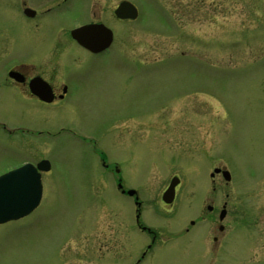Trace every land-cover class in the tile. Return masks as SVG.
<instances>
[{"label":"rangeland","instance_id":"rangeland-1","mask_svg":"<svg viewBox=\"0 0 264 264\" xmlns=\"http://www.w3.org/2000/svg\"><path fill=\"white\" fill-rule=\"evenodd\" d=\"M130 1L139 17L113 27L116 43L134 64L90 72L85 103L53 112L55 126L86 129L85 141L65 135L38 141L39 157L50 159L53 178L46 176L44 200L26 221L0 225V264H41L70 233L84 228L85 234H74L88 248L118 244L116 229L120 237L127 234L122 237L127 244L128 217L121 205L126 209L128 201L118 193L114 174L101 165L103 152L110 169L119 161L126 183L158 203L148 221L167 232L165 243H176L170 239L176 221L212 196L245 201L263 220L257 227L264 228V0ZM23 41L17 49L31 53L32 39ZM130 68L131 82L125 79ZM22 114L19 107L7 109L1 122L11 130L31 127ZM2 132L7 135H0V175L33 156L30 140ZM216 166L230 170V183L222 175L212 182ZM174 175L181 179L180 218L175 209H157ZM263 244L264 236L251 246ZM93 250L89 260L98 255ZM263 250L259 260L246 263L264 264ZM101 253L111 256L105 248Z\"/></svg>","mask_w":264,"mask_h":264},{"label":"flooded vegetation","instance_id":"flooded-vegetation-1","mask_svg":"<svg viewBox=\"0 0 264 264\" xmlns=\"http://www.w3.org/2000/svg\"><path fill=\"white\" fill-rule=\"evenodd\" d=\"M121 1L0 0V128H5L9 132L16 131V136L31 141L33 156L15 168L25 164L37 167V172L41 175L43 193L36 209L44 200L46 176L50 174L53 178L50 159L46 155L39 157L38 141L53 139L60 135L85 141L87 134L86 129L64 125L65 122L59 123L57 125L59 127L55 126L53 112L73 110L85 103L84 96L88 89L86 83L92 80L90 72L109 71L108 67L113 63L123 62L129 66L134 64V59L126 58L127 55L116 43L118 38L113 23L115 21L134 23L136 20L121 19L116 14ZM138 13H141L139 8ZM88 25L96 28L105 25L112 29L113 39L107 48L93 51L73 36V30ZM24 38L26 40L31 38L33 41L31 53L21 54L22 52L17 49L23 48L21 44L24 43ZM94 39H99V36ZM130 70L131 73L125 77L129 82L133 79L131 74L134 73L133 68ZM16 107L22 109L24 119L33 123L31 127H23L21 124L20 128L11 130L1 122L5 110L13 111ZM2 130L0 135H7ZM95 153L97 154L96 149ZM99 154L102 155L101 158ZM98 156L101 165L109 174L112 173L116 177L113 181L116 182L118 193L128 201L125 203L126 209L121 205L128 217L127 244H123L122 238L127 237V234L124 233L120 237L121 230L116 229L113 232V239L118 244L102 245L99 242L98 245L91 246L95 250L92 252H97L98 255H94L96 259L89 260L88 258L92 256L89 255L91 247L88 248L85 239L80 237L87 230L78 229L67 236L57 251L48 252L49 255L41 264H247L246 262L259 260L257 255L264 248V244L255 249L251 245L257 237L264 236V228L257 227L263 220L258 216L254 217L248 211L245 201L233 203V198L227 195L201 198L195 204V213L192 215L186 213L180 222L176 221L174 225L177 230L174 236L170 237L176 243L168 244L165 243L166 231L160 230L162 226L148 221L153 215L150 210L154 206L156 208L158 203L148 202L142 197L140 188L126 183L119 161H114L110 169L107 154L98 153ZM43 160L49 161L48 170L39 169L38 164ZM15 168H9L3 173ZM220 175L222 174L217 173L211 177L212 182ZM232 178L226 183H230ZM244 185L243 188L249 186ZM178 187L179 185L171 202H166L162 193V197L158 199L161 206L157 209L164 212H172L175 209L180 218V213L184 210L177 204ZM131 189L136 192L129 194L128 191ZM212 189L216 190L215 187ZM251 200L258 202L256 197H252ZM120 203L121 201L118 202ZM33 212L0 225L24 222L27 220L24 218ZM190 216L194 217L189 218ZM196 229L199 234L197 231L194 232ZM78 232L79 238L74 234ZM70 243L76 245L72 247ZM104 248L111 252V256L101 253ZM260 254L263 260L264 250Z\"/></svg>","mask_w":264,"mask_h":264},{"label":"water","instance_id":"water-1","mask_svg":"<svg viewBox=\"0 0 264 264\" xmlns=\"http://www.w3.org/2000/svg\"><path fill=\"white\" fill-rule=\"evenodd\" d=\"M116 14L123 19H135L138 16L137 7L128 0L120 2ZM73 36L93 51H101L107 48L112 39L113 32L105 25H99V28L88 25L87 27L73 30ZM99 36V39H94ZM39 169L48 170L50 163L43 160L38 164ZM226 180L231 179L229 170L215 168V173L221 172ZM180 183V178L174 176L171 179L169 187L163 194L166 202H171L175 197L176 186ZM41 175L37 172V167L32 164H25L22 167L11 170L0 175V223L19 219L31 213L40 203L42 198ZM136 190H129V194Z\"/></svg>","mask_w":264,"mask_h":264}]
</instances>
